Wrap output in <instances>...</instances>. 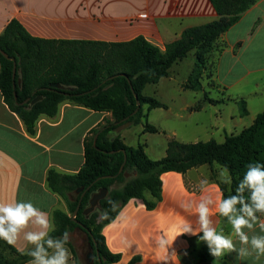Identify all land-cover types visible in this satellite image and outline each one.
Returning <instances> with one entry per match:
<instances>
[{
  "label": "crops",
  "instance_id": "obj_1",
  "mask_svg": "<svg viewBox=\"0 0 264 264\" xmlns=\"http://www.w3.org/2000/svg\"><path fill=\"white\" fill-rule=\"evenodd\" d=\"M14 19L30 35L41 39L121 43L142 36L165 50L186 29L215 21L218 14L210 0H0V36ZM216 46L210 55L209 71L220 99H210L209 105L218 103L224 107L219 111L226 122L219 130L223 131L225 142L227 135L239 134L264 112V0L247 10ZM241 101L245 102L247 115L239 109ZM229 103L237 104L238 108L228 112ZM201 106L190 102L184 109ZM153 110L143 106L146 120ZM112 120L109 112L65 103L56 117H41L31 133L5 102L0 90V202H32L47 212L54 223V212L66 211V202L50 189L49 172L79 173L85 163L86 138L92 130ZM131 127L123 126L116 134L125 145L138 147L142 144L136 146L130 138ZM213 137L212 133L208 141L215 140ZM149 142L143 146L152 160L166 157L169 141L163 150H157ZM197 142L201 141L196 139L193 143ZM224 169L214 163L192 168L185 174L175 171L162 174V199L153 210L140 200L131 199L122 207L123 215H119L120 210L116 219L102 230L110 251L121 255L120 261L113 264H130L134 258H138L134 264H163L168 253L157 246L160 235L173 241L169 252L176 255L168 264H264V256L257 259L255 254L243 260L237 258L236 252L215 258L206 242L198 241V236L180 235L185 221L198 229L195 204L201 195H211L212 226L231 235L237 248L240 247L231 225L224 229L216 209L215 202L223 196V188L231 185L221 181L220 173ZM202 179L209 182L203 193L199 185ZM186 203L191 205L188 211L184 208ZM258 218L264 220V215ZM245 231L250 237L264 235L258 224L253 230ZM23 246L21 241L13 247L18 250ZM67 247L71 252L69 264H75L74 255Z\"/></svg>",
  "mask_w": 264,
  "mask_h": 264
},
{
  "label": "trees",
  "instance_id": "obj_2",
  "mask_svg": "<svg viewBox=\"0 0 264 264\" xmlns=\"http://www.w3.org/2000/svg\"><path fill=\"white\" fill-rule=\"evenodd\" d=\"M258 1L210 0L218 19L186 29L165 50L142 36L121 43L46 40L30 35L18 20L8 24L0 36V51L9 57L0 53V90L5 102L31 133L35 132L41 117H56L65 103L112 114V121L92 130L86 138L85 163L79 173L66 175L52 170L48 174L50 189L67 203L72 213L80 204L75 219L65 211L54 212L52 238H61L66 230H81L93 250L92 264H113L120 261L121 255L108 248L102 232L104 226L114 221L131 199L140 200L149 210L155 209L162 199V174L171 171L185 174L192 168L217 163L231 175L230 187L223 188L226 198L235 194L248 164H264V112L239 134L227 135L223 143L209 140L186 144L172 139L166 157L161 160H152L143 145L129 147L119 135H111L123 126L141 123L146 117L144 105H148L149 110L166 108L164 103L143 92L147 85L169 77L172 66L187 58L193 50L196 51V68L183 87L201 91V80L204 71L209 70L210 55L218 40ZM10 58L17 65L15 87L14 61ZM54 84L58 87H52ZM37 97L41 100L31 104ZM137 100L140 108L134 113L138 109ZM240 104L242 114L247 115L245 102ZM144 131L155 133L158 130L147 123ZM102 189H107L108 193L99 202L101 213L95 209L86 215L92 196ZM72 194L76 195L75 202L71 200ZM249 195L246 189L245 198ZM109 200L117 202L118 208L116 212L109 211L108 218L103 219L102 212L111 208ZM221 218L227 229L228 219ZM67 246L74 255L75 264H83L73 245L69 242ZM30 259L26 252L0 240V264H26ZM137 260L134 258L130 264Z\"/></svg>",
  "mask_w": 264,
  "mask_h": 264
},
{
  "label": "clouds",
  "instance_id": "obj_3",
  "mask_svg": "<svg viewBox=\"0 0 264 264\" xmlns=\"http://www.w3.org/2000/svg\"><path fill=\"white\" fill-rule=\"evenodd\" d=\"M220 177L223 183H232L226 168L220 173ZM208 184L206 179L199 181L202 193L206 191ZM246 189L250 193L247 199L244 196ZM213 202L211 195H201L199 203L195 204L198 229L194 228L191 222L185 221L181 225L180 235L198 236V241L206 242L209 253L215 258L232 252H236L240 260L253 254L257 259L264 256V235L250 237L245 231V229L253 230L258 224L260 232L264 233V220L257 216L258 213L264 215V164H248L243 178L235 189V194L226 198L221 196L215 202L219 215L228 219L232 233L238 238L239 248L231 235L218 232L212 226L210 220L212 211L209 205ZM108 203L111 208L102 212L103 219L108 218L109 211L116 212L118 208L117 202L109 200ZM190 207L191 205L186 203L185 211H188ZM119 215H123V210ZM52 231H55V225L49 214L32 202H0V240L14 247L22 241L24 246L19 247L18 251H26V254L31 257L28 264H69L71 252L67 245L71 240L70 233L66 230L61 238L54 239L50 236ZM156 243L159 248L168 253L167 258L162 261L163 264L171 262L176 255L174 251L169 252L173 241L165 235H160Z\"/></svg>",
  "mask_w": 264,
  "mask_h": 264
},
{
  "label": "rangeland",
  "instance_id": "obj_4",
  "mask_svg": "<svg viewBox=\"0 0 264 264\" xmlns=\"http://www.w3.org/2000/svg\"><path fill=\"white\" fill-rule=\"evenodd\" d=\"M196 62V51L193 50L187 58L176 62L172 66L168 78L162 79L159 84H150L145 88V95L161 101L166 105V108H156L150 113L148 120L143 118L141 123L131 125L132 127L129 129L130 138L135 141L134 144L136 146L139 144L143 145L149 140L151 146L157 150H163L171 139L175 138L185 143H193L196 139L205 142L208 141L212 133L216 141L219 143L224 142L223 131L219 130L223 123L226 122L224 114L219 111L223 110L224 107H220L218 103L211 107L209 105L210 99L215 101L220 99L212 73L209 70H206L207 72L204 71L206 75L201 80L203 89L199 92L183 87V84L193 74ZM190 102L194 106L202 105V108L184 109L185 105ZM238 106L242 110V106ZM238 106L235 103H229L228 112L236 110ZM147 123L156 127L158 131L145 133L142 128ZM111 135L114 136L116 133ZM71 200L73 202L77 200L75 194L71 195ZM96 209L98 213H101L99 206ZM65 212L73 217V213L69 210L67 203ZM69 233L71 235L70 243L73 245L79 259L83 264H92L93 262H87L85 254H81L79 251V246L83 245V240H88L85 232L76 229Z\"/></svg>",
  "mask_w": 264,
  "mask_h": 264
},
{
  "label": "water",
  "instance_id": "obj_5",
  "mask_svg": "<svg viewBox=\"0 0 264 264\" xmlns=\"http://www.w3.org/2000/svg\"><path fill=\"white\" fill-rule=\"evenodd\" d=\"M0 53H2L6 58H9L8 55L5 54L4 52L0 51ZM10 59H12L14 61L13 80H14V87H15L16 86V84H15V77H16V73H17V65H16V62H15V60L13 58H10ZM52 87L56 88L58 86L56 84H54V85H52ZM15 99L17 100V94H16V92H15ZM39 100H41V97L35 98L30 103L31 104H35ZM27 102L28 101H26V103ZM137 105H138V109L134 113H136L139 110V108H140V101L139 100H137ZM98 135L99 134H97L94 137V146H96V141H97ZM125 163H126V160L124 161V163H123V165H122V167L120 169V173L123 171L124 166H125ZM107 193H108V190L107 189H102L99 192H97L96 194H94L92 196L91 200H90V204H89L90 206L85 210V214L86 215H89L90 213H92L93 211H95V209L99 206L100 200L104 199L107 196ZM79 209H80V204L78 205V207L74 211L72 219H75L76 215L78 214ZM88 259H89V262H93L94 261L93 250L91 252H89Z\"/></svg>",
  "mask_w": 264,
  "mask_h": 264
},
{
  "label": "flooded vegetation",
  "instance_id": "obj_6",
  "mask_svg": "<svg viewBox=\"0 0 264 264\" xmlns=\"http://www.w3.org/2000/svg\"><path fill=\"white\" fill-rule=\"evenodd\" d=\"M87 241H88L87 239L86 240H83V245H80L79 246V251H80L81 254L82 253L85 254V260L87 262H89L88 254H89V252L92 251V249H91V247L89 245V242H87Z\"/></svg>",
  "mask_w": 264,
  "mask_h": 264
}]
</instances>
